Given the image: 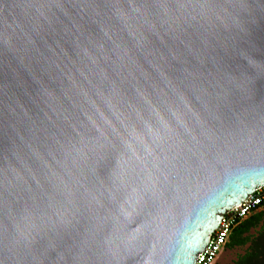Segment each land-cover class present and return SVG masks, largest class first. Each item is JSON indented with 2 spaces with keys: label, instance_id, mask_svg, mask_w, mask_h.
I'll use <instances>...</instances> for the list:
<instances>
[{
  "label": "water",
  "instance_id": "water-1",
  "mask_svg": "<svg viewBox=\"0 0 264 264\" xmlns=\"http://www.w3.org/2000/svg\"><path fill=\"white\" fill-rule=\"evenodd\" d=\"M264 184V0H0V264H194Z\"/></svg>",
  "mask_w": 264,
  "mask_h": 264
},
{
  "label": "built area",
  "instance_id": "built-area-1",
  "mask_svg": "<svg viewBox=\"0 0 264 264\" xmlns=\"http://www.w3.org/2000/svg\"><path fill=\"white\" fill-rule=\"evenodd\" d=\"M264 207V184L255 187L240 203L226 210L205 246L197 253L194 264H215L226 246L233 227L254 210Z\"/></svg>",
  "mask_w": 264,
  "mask_h": 264
},
{
  "label": "trees",
  "instance_id": "trees-1",
  "mask_svg": "<svg viewBox=\"0 0 264 264\" xmlns=\"http://www.w3.org/2000/svg\"><path fill=\"white\" fill-rule=\"evenodd\" d=\"M262 217L263 212L257 209L252 211L247 217L241 219L240 222L233 227L226 246L233 247L247 244L250 241L248 233L252 227L261 223ZM263 239L264 228L261 230L260 235L252 241L251 246L248 248L249 250L244 255H241L234 264H249L257 259L260 254L264 252Z\"/></svg>",
  "mask_w": 264,
  "mask_h": 264
},
{
  "label": "rangeland",
  "instance_id": "rangeland-1",
  "mask_svg": "<svg viewBox=\"0 0 264 264\" xmlns=\"http://www.w3.org/2000/svg\"><path fill=\"white\" fill-rule=\"evenodd\" d=\"M258 210L263 212L262 221L259 225L251 228L248 233L250 241L243 246H225L215 264H234L241 255H244L249 250L248 248L251 246L252 241L260 235L261 230L264 228V207H261ZM262 243L264 245V239ZM249 264H264V252Z\"/></svg>",
  "mask_w": 264,
  "mask_h": 264
}]
</instances>
